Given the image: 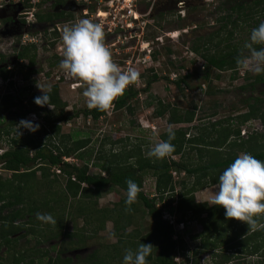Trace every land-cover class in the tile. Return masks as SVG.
I'll use <instances>...</instances> for the list:
<instances>
[{
    "label": "trees",
    "instance_id": "16d2710c",
    "mask_svg": "<svg viewBox=\"0 0 264 264\" xmlns=\"http://www.w3.org/2000/svg\"><path fill=\"white\" fill-rule=\"evenodd\" d=\"M45 1L41 0L38 7ZM51 1L58 5L68 0ZM26 5L29 6V2ZM259 16L262 18L256 19ZM36 17L38 21L60 18L51 13H37ZM263 18L264 0H243L232 7L231 13L219 19L224 22L222 27L207 42L200 40L201 44L198 41L193 45L192 51L201 55L206 62V71L201 75L204 81L210 82L214 71H217L215 79H221L220 72L228 71L233 73L232 79L236 78L239 73L236 59L249 40L240 41L239 44L234 36L240 37L244 27L251 22L253 29L258 27L264 22ZM255 47L259 49L261 46ZM36 51V46L30 45L23 48L19 55L33 65ZM153 56L156 59V55ZM0 73L3 74L2 71ZM191 77L190 74L180 76L171 83L183 89L184 83ZM158 79L154 74L143 90L135 85L128 87L125 94L115 101L113 111L126 110L133 115L134 100ZM263 83L264 74L256 75L240 90L252 93ZM48 95L52 109L47 110L45 105L35 111L18 110L21 103L9 93L0 97V108L6 114L5 119L0 120V142H5L7 147L0 152V168L10 173L9 177L0 174V248L5 247L7 253L5 257H0V264H34L46 259V264H123L125 250L130 248L135 251L140 243L154 247L148 264H187L179 262L182 257L187 262L191 259L190 255H186L189 246L182 237L174 239V227L163 219L157 198L165 203L169 213L180 217V220L176 219L178 223H199L201 232L191 238L196 244L199 243L192 256L209 251L211 264H234V261L237 264H264V230L248 232L245 223L226 219L222 207L207 202L198 203L195 198L198 191L216 186L219 176L240 153H249L264 161V132L253 131L242 135V127L252 120L260 121L264 127V96L245 98L243 104L246 111L237 116L205 125L177 128V125L202 121L197 116L196 107L181 110L175 104L159 100L155 116L166 118L167 125H174L175 139L171 142L175 146V153L174 158L157 160L147 156L148 143L130 136L114 139L107 135L96 148L91 138L80 137L82 132L63 133L61 123L80 113L68 118L61 117L67 104L61 99L58 87H52ZM146 106H153V102ZM30 112L39 114L44 124L34 133H23L20 129L22 134L18 135V121L25 120ZM82 114L94 122L107 116V113L94 109L85 110ZM160 139H168L167 131ZM175 157L180 159L176 160ZM92 167L98 168L99 173H91ZM173 172L181 174L183 179L179 181L180 177L175 178ZM149 176L155 179V197L149 198L141 191L138 202L128 210L125 204L126 180H134L142 189L145 178ZM61 178L65 180L64 184ZM178 186L181 187L179 193L176 191ZM108 193L119 195V201L112 208H99L100 198ZM165 196H168L166 202ZM37 213L51 214L57 220V225L54 227L37 220ZM81 217L84 220L81 230H66L67 223L75 224ZM146 217L152 221V228L147 234L138 228L129 231ZM107 222L112 223V233H115L117 242L106 250H95L89 260H81L78 256L76 259L63 257V250L56 257L50 256L49 251L35 252L28 260V255L17 249L19 240L30 237L40 244L63 236L67 240L62 244L82 246L87 240L79 237L83 232H88L87 238L93 239L105 229ZM78 237L74 242L73 239ZM257 255L258 260L249 259ZM198 263L199 260L195 259V264Z\"/></svg>",
    "mask_w": 264,
    "mask_h": 264
},
{
    "label": "rangeland",
    "instance_id": "374dc122",
    "mask_svg": "<svg viewBox=\"0 0 264 264\" xmlns=\"http://www.w3.org/2000/svg\"><path fill=\"white\" fill-rule=\"evenodd\" d=\"M5 1L7 0H0V11L6 7ZM11 1L15 5L12 9L13 13H19L20 18L27 17L26 22L30 21V19L35 22L37 13H40V15L57 13L60 17L61 11L67 6L69 12L57 18L59 21L55 20L42 24L40 23L41 21H38V24L41 25L40 27L45 29L43 32L41 30L37 31L38 24H35V28L31 27L28 29L27 33L29 36L23 38V40L31 45H36L37 54L33 64L35 68L31 70L30 66L26 64L27 62L24 61V64H18L17 66L11 64V68L8 66V68L0 70L3 72V74L0 73V97L9 93L16 101L21 103L17 107L18 110L35 111L43 108L37 106L34 102L36 97L43 95L37 85L42 88H47L49 85L51 88L57 86L61 99L67 104L61 117L68 118L80 113L79 116L61 123L63 133L82 132L80 137L91 138L92 145L96 148L100 146L107 135L114 137V139L130 136L132 139L145 141V143L149 144L148 148H150L154 143V134H158L160 139L168 126L166 118L155 116V108L159 100L175 104L181 110H193L196 107L197 116L202 121H196L190 125H177V128L193 127L197 124L205 125L215 120L237 116L246 111L243 104L245 98L264 96V83L252 93L248 90H240L241 86L252 82L256 76L251 72L246 74V72L239 70L235 79H232L233 73L231 71L220 72L221 79H215L217 71H214L210 82L204 81L201 75L206 71V62L201 55L192 51L193 45L198 41L199 44H201L200 40L202 43L207 42V39L222 27L224 22L219 21V19L231 13L232 7L243 0H230L229 2L228 0H137L139 10L143 15H147L144 18L146 23L145 30L142 32L141 29H136L132 33L124 34L122 32L113 35L105 32L106 43L111 49L115 62L123 69L136 68L140 72V83L135 85L137 88L146 89L147 83L152 80L154 74L159 79L151 84L149 90L142 91L138 99L134 100L135 111L133 115L127 113L126 110H112L98 122H94L91 119L87 120L82 114L85 110H88L85 98L82 95L83 87L77 86V81L66 78L59 67L61 58L63 59L61 54V32L64 24H73L83 18H88L98 23L95 12L99 7L104 6L102 4L104 2L100 3V0H81V3L87 6L84 7L76 6L74 4L75 0H68L62 5L63 7L52 9L51 0L41 3L39 7L38 4L41 0ZM245 1L250 2L251 0ZM26 2H29V6L26 5ZM261 18L260 16L256 17V19ZM4 19L0 18V29L2 26L4 27ZM31 21L30 23H32ZM57 24L60 31L53 32L54 30L52 29H58L56 27ZM252 29L251 22V24L249 23L244 27V33L239 35L240 37L234 36V38L237 39L236 41L239 44L240 41L249 40ZM45 32H47L46 35ZM17 37H11L4 29L0 30V54L9 58V62H11L10 57L20 54V49L23 47V45H16L19 41ZM147 46V50H143ZM56 55L58 56V61L54 62V56ZM153 55H156V59ZM188 74L192 75V77L184 83L183 89L171 83L172 78L177 79ZM3 75L6 76V79H4ZM149 102H153V106H146ZM45 108L51 110L52 107L45 106ZM5 117L6 114L0 108V120L3 121ZM25 120L38 124L39 128L44 124V120L39 114L35 117L34 112H30ZM20 121H18V124ZM252 124L256 125L257 131L260 133L264 132V127L258 128L260 121L256 120ZM21 132L30 131L21 128ZM6 148L5 142H0V152H3ZM107 148L109 149L110 146ZM175 159L179 160L180 158L175 157ZM69 161L73 162L75 160L70 159ZM77 163L80 164L81 162L78 161ZM90 171L93 174L99 173V169L94 167ZM0 174L3 177L10 176V173L2 169ZM178 176L180 177L179 181H181L183 176L181 174ZM64 179L61 178L63 180L62 184L65 183L66 179ZM216 190V187H209L198 191L195 194L196 201L198 203L207 202L209 195ZM142 191L149 198L155 197V179L152 176L145 178ZM176 191L179 193L181 187L178 186ZM119 199L120 196L116 193L104 194L99 200V208H112ZM157 199V205L164 213L167 211V206L160 201V198ZM167 200L168 196H165L164 202ZM172 216L176 218L174 214ZM177 218L180 220L178 215ZM67 224L66 230L73 232L75 229H82L84 220L81 217L75 224L74 222ZM112 227V223L107 222L105 229L101 230L93 239L87 238L88 232H83L79 237L87 240L85 244L78 247L75 243L62 244L67 240L63 236L60 239L48 240L40 244L37 243L34 237H30L19 240L17 249L24 251L28 255V260L34 256L33 253L35 252L49 251L50 256L56 257L62 250L64 253L63 257L76 259V256H78L81 260H89L90 255L95 250H106L109 245L117 242V238L110 239ZM136 228L141 229L143 234H147L152 228L151 219L146 217L138 224L135 223L129 231ZM88 230H90V227ZM174 230L175 232L178 230L175 229V225ZM201 230L199 223L194 221L186 223L183 230H178L179 235L177 236L179 238L182 237L189 246L186 255L191 256L188 262L182 257L179 263L183 261L187 264H195V259H198V264H211V253L209 251L192 256V251L195 250L199 243L196 244L191 238L201 232ZM79 237L74 238L73 241H77ZM6 254L5 247H1L0 257H5ZM46 262L47 259L41 262L36 261L34 264H46ZM234 264H237V262L234 261Z\"/></svg>",
    "mask_w": 264,
    "mask_h": 264
},
{
    "label": "clouds",
    "instance_id": "9594fccd",
    "mask_svg": "<svg viewBox=\"0 0 264 264\" xmlns=\"http://www.w3.org/2000/svg\"><path fill=\"white\" fill-rule=\"evenodd\" d=\"M60 69L68 79L77 81L83 87V97L87 108L110 113L115 101L125 94L131 85L140 83V72L136 68L123 69L115 62L111 49L106 43L103 24L91 19H79L73 24H64L61 32ZM255 46H261L259 49ZM236 65L242 72L255 75L264 74V22L252 29L249 41L245 42L236 59ZM43 95L35 98L37 106L51 108V86L42 88ZM52 109V108H51ZM17 126L30 132L39 130V125L29 120H21ZM167 140L154 134V143L147 151L149 158L164 160L174 158V125L167 126ZM184 175V173H182ZM127 193L125 204L128 210L138 202L141 187L132 179L126 180ZM216 191L208 197V204L222 207L228 220H236L248 226V232L264 230V161L249 153H240L237 158L219 176ZM36 219L44 224L57 225L51 214L37 213ZM110 239H116L115 233ZM153 245L140 243L134 251L126 249L123 264H148ZM250 260H258L252 256Z\"/></svg>",
    "mask_w": 264,
    "mask_h": 264
},
{
    "label": "built area",
    "instance_id": "2783aa9c",
    "mask_svg": "<svg viewBox=\"0 0 264 264\" xmlns=\"http://www.w3.org/2000/svg\"><path fill=\"white\" fill-rule=\"evenodd\" d=\"M77 4H81V0H75ZM104 2V3H102ZM89 3V2H85ZM100 3H102L104 6H101L97 9L95 12L96 20L98 23L103 24L104 30L107 34H117V33H132L136 29H141L142 32L145 30V16L141 13V11L138 8L137 0H100ZM183 4V3H181ZM85 7H87L85 5ZM150 15V13H149ZM59 31V25L57 26ZM148 44V43H147ZM148 46L143 48V50H147ZM177 79H173L172 81H175ZM36 117V115L34 114ZM256 120H252L249 123H247L244 127H242V135H246L248 132L257 131L256 125L252 124V122H255ZM255 125V126H254ZM263 128V125L260 122V125L258 128ZM250 130V131H249ZM252 130V131H251ZM70 160V159H66ZM1 170V168H0ZM57 173H60V170H57ZM175 178H178V175L176 172L172 173ZM163 219L166 221H169V223L178 230H183L185 224L183 223H177L176 218L172 216L171 213L168 211H165L163 213ZM178 230L175 232L174 239L178 238Z\"/></svg>",
    "mask_w": 264,
    "mask_h": 264
},
{
    "label": "flooded vegetation",
    "instance_id": "af4514ba",
    "mask_svg": "<svg viewBox=\"0 0 264 264\" xmlns=\"http://www.w3.org/2000/svg\"><path fill=\"white\" fill-rule=\"evenodd\" d=\"M5 4H6V7L3 8L2 11H0V15H5V19L3 20L4 27L2 26V28L0 30L2 31V29H4L6 31V33L8 32V34L11 37L18 36L17 37L18 38L17 40H19V41H18V43H16V45H23V47H21V49H20L22 51L23 48L28 47V46L31 45L29 43H26V41L23 40V38H27L29 36V34L27 33L28 32V29H30L31 27H34L35 28L36 25L39 22H38L37 18H36V21H35L36 23L35 22H32L31 19H30V21L32 23H30V21H27L26 22L25 20L27 19V17L20 18L19 15H18L19 13H15L14 14L12 9L15 7V5L12 4V1L11 0L5 1ZM75 4L77 6H84V5H81V4H77L76 1H75ZM62 5L63 4L55 5L54 4V1H52V3H51L52 9H55L56 7H63ZM61 9H63V8H61ZM61 12H62V14L64 16V14H67L69 11L62 10ZM63 12H65V13H63ZM54 15H57V13L54 14ZM55 20L56 21H59V19L53 18L51 21H49L48 19L47 20L45 19V21H41L40 23L42 24V23H47V22H53ZM57 25H56V27H57ZM40 26L41 25L38 24V26H37V29L38 30L37 31H40L41 30L43 32L45 29L42 28V27H40ZM52 30H54L53 32H55V31H57L59 29H52ZM46 33L47 32H45V35H46ZM21 41H22V43H21ZM21 51H20V53H21ZM56 56H54V59L56 60V61L54 60V62H57L58 61V56L57 57ZM10 59H11L10 60L11 62H9V58H6L2 54H0V61H1L0 70H3L5 68H8V66H9V68H11L10 67L11 64L12 65L14 64L16 66L18 64H24V61L27 62L26 64L28 66H30V69L31 70L33 68H35L34 65H31V61L30 60L25 59V58H21L19 54H17V56L10 57ZM61 60H62V58H61Z\"/></svg>",
    "mask_w": 264,
    "mask_h": 264
},
{
    "label": "water",
    "instance_id": "95a60500",
    "mask_svg": "<svg viewBox=\"0 0 264 264\" xmlns=\"http://www.w3.org/2000/svg\"><path fill=\"white\" fill-rule=\"evenodd\" d=\"M75 4V3H74ZM76 5V4H75ZM77 6V5H76ZM64 10H66V11H68L69 10V8H68V6L66 7V8H64ZM2 11V10H1ZM0 18H5V15H0Z\"/></svg>",
    "mask_w": 264,
    "mask_h": 264
},
{
    "label": "crops",
    "instance_id": "0c3cea01",
    "mask_svg": "<svg viewBox=\"0 0 264 264\" xmlns=\"http://www.w3.org/2000/svg\"><path fill=\"white\" fill-rule=\"evenodd\" d=\"M216 186H213V188H215Z\"/></svg>",
    "mask_w": 264,
    "mask_h": 264
}]
</instances>
